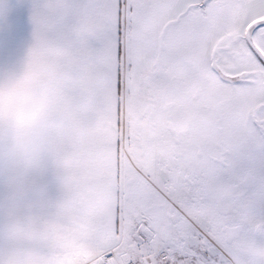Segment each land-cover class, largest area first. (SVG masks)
<instances>
[{
    "label": "snow or ice",
    "instance_id": "6c2138e0",
    "mask_svg": "<svg viewBox=\"0 0 264 264\" xmlns=\"http://www.w3.org/2000/svg\"><path fill=\"white\" fill-rule=\"evenodd\" d=\"M64 48L62 264H264V0H0Z\"/></svg>",
    "mask_w": 264,
    "mask_h": 264
},
{
    "label": "clouds",
    "instance_id": "9594fccd",
    "mask_svg": "<svg viewBox=\"0 0 264 264\" xmlns=\"http://www.w3.org/2000/svg\"><path fill=\"white\" fill-rule=\"evenodd\" d=\"M5 36L0 25V264H62V228L74 195L64 48L43 31L12 47Z\"/></svg>",
    "mask_w": 264,
    "mask_h": 264
},
{
    "label": "crops",
    "instance_id": "0c3cea01",
    "mask_svg": "<svg viewBox=\"0 0 264 264\" xmlns=\"http://www.w3.org/2000/svg\"><path fill=\"white\" fill-rule=\"evenodd\" d=\"M5 45H6V43H5Z\"/></svg>",
    "mask_w": 264,
    "mask_h": 264
}]
</instances>
